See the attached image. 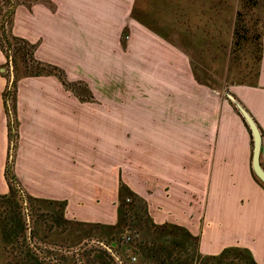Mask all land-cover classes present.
<instances>
[{
	"label": "crops",
	"instance_id": "obj_1",
	"mask_svg": "<svg viewBox=\"0 0 264 264\" xmlns=\"http://www.w3.org/2000/svg\"><path fill=\"white\" fill-rule=\"evenodd\" d=\"M187 1L201 6L193 15L234 14L233 31L239 0ZM29 2L16 11V31L38 43L39 60L87 82L93 96L83 100L56 73L22 74L8 112L0 46V194L10 191L12 161L23 190L42 200L33 210L35 234L69 230L46 219L48 213L105 225L95 226L96 234H114L124 184L144 199L154 222L198 235L203 254L237 246L264 264V183L252 167L251 130L228 97L231 92L245 106L264 137V56L258 82L219 89L211 67L184 46L212 47V31L229 30L224 19L217 27L204 19L203 37L182 44L148 19H134L136 0ZM125 27L132 32L126 44ZM138 29L143 37L135 38ZM231 39L232 33L223 45ZM261 162L264 167V144Z\"/></svg>",
	"mask_w": 264,
	"mask_h": 264
},
{
	"label": "trees",
	"instance_id": "obj_2",
	"mask_svg": "<svg viewBox=\"0 0 264 264\" xmlns=\"http://www.w3.org/2000/svg\"><path fill=\"white\" fill-rule=\"evenodd\" d=\"M8 1L12 6L11 13H14L13 2ZM263 35L264 0H239L231 44L227 47L229 57L235 62L243 58L248 63L252 62L260 66L264 56ZM1 40L0 36L1 46H6ZM22 40L27 46L30 45L26 40ZM36 66L39 70L30 71L29 74L56 73L69 86L62 68L39 61ZM16 86L14 83L13 88ZM15 93L16 90H12V109L15 104ZM6 106L9 112L7 101ZM14 125L10 121V137L13 141L17 138L15 121ZM6 177L10 191L0 194V234L3 242L18 245L17 249L21 250L18 252V264H71L73 258L79 261V264H258L249 249L237 246L227 247L216 255L203 254L199 249L198 235L192 234L187 228L178 224L154 222L144 199L124 184L120 189L119 221L115 226L117 231L114 234H103V232L96 234L94 227L104 229L105 225L67 220L62 214H46V219H53L55 224L67 225L69 229L75 228L76 225L77 229L83 233L77 243L79 246L69 249L72 253L74 251L73 257L68 253H54L52 250H47L48 247L43 248L40 245L45 237L35 234V229H31L34 206L42 200L23 190L12 161L7 166ZM128 198H130L129 201ZM65 205L66 201H62L61 209H64ZM24 208L29 212V221L25 218ZM27 228L28 233H26ZM125 231L128 233L127 236H130L129 240L123 237ZM121 232L123 234H120ZM73 233L70 231L69 234ZM94 238L97 241L91 243V239ZM104 243L110 245L114 252L110 251ZM130 250L139 256V263L133 262L129 254Z\"/></svg>",
	"mask_w": 264,
	"mask_h": 264
},
{
	"label": "rangeland",
	"instance_id": "obj_3",
	"mask_svg": "<svg viewBox=\"0 0 264 264\" xmlns=\"http://www.w3.org/2000/svg\"><path fill=\"white\" fill-rule=\"evenodd\" d=\"M233 1L234 0L230 2ZM12 2L14 6V13H11L10 9L12 8V6L10 5L8 0H0V36L3 40L1 41L6 45L2 47L0 44V46L5 55L6 52L8 53L7 55H9H6V62L3 65L5 69H3L2 72L8 80L5 91V98L10 108L12 107L13 103L12 90L17 89V86L16 88H13V84L16 83L17 85L18 76L22 74L34 75L29 74V72L39 70V67L36 66L37 61L43 62L35 56V51L38 47V43L30 42L26 37L18 33L15 28L16 11L24 5L28 6V3H30L29 0H12ZM199 7H201L200 4L199 6H197L196 4H188L187 0H136V4L133 8V17L139 22H141L142 17L143 19H145V21L146 19H148V21L153 23L152 25L159 30V33H161V35L167 38L180 39V42L182 44L189 39L198 40L199 38L201 39V37H203V34L205 32H203V30L198 27L202 26L201 23L204 22V19H208L211 17V23L216 27L222 22L219 21V19H224V21L226 22L225 24L229 26V30H213V37L210 36V38L214 39L212 47L208 46L204 48L192 44L190 46L185 45L184 49L190 52L191 55L196 58L197 62L201 61L205 65L211 67V70L213 71L212 83L219 89L231 90L240 84H252L258 82L260 66H257L252 62L248 63L243 58H240L237 62L233 61L229 57L227 49V47L229 46L223 45L225 44V41H230L232 33L230 29L232 26L234 14L229 13V15L223 14L219 16L215 14H213L212 16H203L201 14L193 15L192 12L201 10V8ZM154 8L158 9L160 13L158 16L152 14ZM230 12H232V10H230ZM261 13H263L262 10ZM156 17L158 18L157 21L154 19ZM216 19H218L217 22H215ZM172 21H177L176 24L180 25V31L174 32L172 30V26L174 25V22ZM161 25L163 26V28L161 27ZM134 33L135 35H137L135 38L143 37L139 29ZM209 34L211 35V33ZM131 38L132 32L130 31V28L125 27L124 31L122 32L123 43L126 44ZM22 39L29 42L30 45L27 46V44L22 42ZM221 41L223 42L222 44ZM64 73L67 76L65 70ZM39 74L41 73H37V75ZM201 75L202 78L205 77L203 72ZM207 76L209 77L210 75ZM67 80L69 82V86L67 85L69 89L73 90L76 93H79L78 95L83 100L91 101L93 99L90 91V86L87 82L82 80H71L68 77ZM64 84L66 85V83ZM12 123L14 125V120L12 121ZM24 211L25 218L29 221V212L25 208ZM64 228H69V226L66 225V227ZM70 228L71 229L69 230L63 231L62 234L57 230H49L47 234H41L45 237V240H42L40 242V245H42L43 248L48 247L47 250H52L54 253H68L69 256L73 257L74 251L72 253V250L70 251L69 249H75L76 246H79L77 245V243L81 239V234L80 232L69 234V232L72 231L74 227ZM28 231L29 229L27 228L26 233H28ZM116 231L117 229L114 230V232ZM126 232L127 231H125L124 234H126ZM120 234L123 233L121 232ZM96 241L97 239L95 238L91 239V243H95ZM73 244L75 245L72 246ZM17 247L18 245L16 243L7 244L3 242L2 235L0 234V264H18V252H20L21 250H18ZM129 253L130 255H136L137 260L133 262L139 263V256L131 250ZM71 264H79V261L77 262L75 258H73Z\"/></svg>",
	"mask_w": 264,
	"mask_h": 264
},
{
	"label": "water",
	"instance_id": "obj_4",
	"mask_svg": "<svg viewBox=\"0 0 264 264\" xmlns=\"http://www.w3.org/2000/svg\"><path fill=\"white\" fill-rule=\"evenodd\" d=\"M3 69H5L3 67ZM228 97L235 103L237 108L239 109L240 113L244 117L246 123L248 124L252 137H253V157H252V167L254 170L255 175L264 183V167L261 162V155H262V149L264 144V137L262 134V131L256 122L255 118L252 116V114L245 108V106L238 101L235 96L232 93H228ZM104 245L112 252L113 248L104 243ZM115 245V243H113Z\"/></svg>",
	"mask_w": 264,
	"mask_h": 264
},
{
	"label": "built area",
	"instance_id": "obj_5",
	"mask_svg": "<svg viewBox=\"0 0 264 264\" xmlns=\"http://www.w3.org/2000/svg\"><path fill=\"white\" fill-rule=\"evenodd\" d=\"M128 201L130 200V198L127 199ZM128 233H126L123 237L125 240H129L130 239V236H127ZM130 252V251H129ZM130 254V253H129ZM131 256V259L133 261H136L137 260V256L136 255H130Z\"/></svg>",
	"mask_w": 264,
	"mask_h": 264
}]
</instances>
